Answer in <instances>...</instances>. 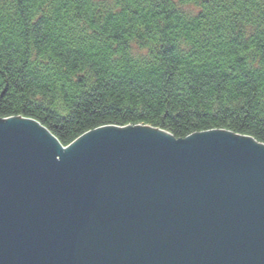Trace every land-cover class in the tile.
<instances>
[{"label":"water","instance_id":"water-1","mask_svg":"<svg viewBox=\"0 0 264 264\" xmlns=\"http://www.w3.org/2000/svg\"><path fill=\"white\" fill-rule=\"evenodd\" d=\"M0 264H264V143L0 116Z\"/></svg>","mask_w":264,"mask_h":264},{"label":"trees","instance_id":"trees-1","mask_svg":"<svg viewBox=\"0 0 264 264\" xmlns=\"http://www.w3.org/2000/svg\"><path fill=\"white\" fill-rule=\"evenodd\" d=\"M264 143V0H0V116Z\"/></svg>","mask_w":264,"mask_h":264}]
</instances>
